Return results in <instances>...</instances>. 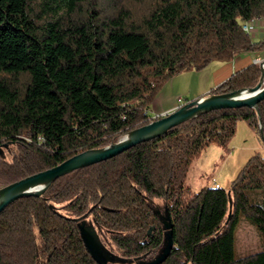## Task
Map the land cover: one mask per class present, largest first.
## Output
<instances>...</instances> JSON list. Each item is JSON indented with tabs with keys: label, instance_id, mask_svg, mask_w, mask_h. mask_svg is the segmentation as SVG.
I'll list each match as a JSON object with an SVG mask.
<instances>
[{
	"label": "trees",
	"instance_id": "obj_1",
	"mask_svg": "<svg viewBox=\"0 0 264 264\" xmlns=\"http://www.w3.org/2000/svg\"><path fill=\"white\" fill-rule=\"evenodd\" d=\"M259 20L264 0H0V188L151 122V102L178 72L264 56V35L242 28ZM254 59L211 93L256 85ZM258 107L203 112L10 203L0 212V264H100L80 232L90 218L124 258L159 248L154 199L173 224L161 264H264V248L237 253L245 222L264 241V154L227 187L188 183L194 160L213 142L227 145L239 120L261 137L262 127L264 141V99Z\"/></svg>",
	"mask_w": 264,
	"mask_h": 264
},
{
	"label": "rangeland",
	"instance_id": "obj_2",
	"mask_svg": "<svg viewBox=\"0 0 264 264\" xmlns=\"http://www.w3.org/2000/svg\"><path fill=\"white\" fill-rule=\"evenodd\" d=\"M256 30L262 36L264 35V20L257 25ZM259 56L264 58V56ZM236 61V57L229 60L213 59L204 68L192 67L172 75L165 81L151 102L152 114L156 116L152 120H155L157 116L160 117L164 111L174 108L173 106L211 93L212 89L228 78V74L235 71ZM256 151L264 154V141L261 135L247 121L239 120L236 133L227 145L213 142L194 160L190 168L188 183L194 191L200 190L203 186L212 185L215 181L227 187ZM152 206L161 216L166 215L163 200L154 199ZM83 223L87 226L93 225L106 248L119 254L117 245L110 234L93 218ZM262 248H264V241L257 235L254 227L246 222L243 223L237 231V253H254Z\"/></svg>",
	"mask_w": 264,
	"mask_h": 264
},
{
	"label": "water",
	"instance_id": "obj_3",
	"mask_svg": "<svg viewBox=\"0 0 264 264\" xmlns=\"http://www.w3.org/2000/svg\"><path fill=\"white\" fill-rule=\"evenodd\" d=\"M260 67L262 71L261 78L254 86L241 88L231 92L210 93L209 95L194 99L178 107L174 111L162 115L158 119L152 120L147 124L128 131L126 135L117 142H113L104 147L92 148L77 153L52 168L40 171L1 187L0 212L10 203L21 197L41 195L47 187L59 177L120 154L130 147L140 142L155 138L165 133L168 129L196 117L203 112L219 108H235L241 106L254 107L259 112L258 103L264 99V66L261 65ZM261 134L263 138L262 127ZM0 153H4L3 147L1 146ZM167 220L168 221L163 224V228L165 229L163 243L158 254L153 259L140 261L138 260L140 259V256H137L135 258H121L119 260H121V262H126L128 260L129 263L135 260V264H161L165 261L174 248L173 224L168 212ZM153 228H155V226H152L149 229V232H151ZM80 232L89 252L100 264H104L100 261L97 254L105 256V251H107L108 248H106L100 240L94 226H87L83 223L80 225ZM110 260L113 259L110 258ZM106 264L120 263L109 262Z\"/></svg>",
	"mask_w": 264,
	"mask_h": 264
},
{
	"label": "flooded vegetation",
	"instance_id": "obj_4",
	"mask_svg": "<svg viewBox=\"0 0 264 264\" xmlns=\"http://www.w3.org/2000/svg\"><path fill=\"white\" fill-rule=\"evenodd\" d=\"M156 212L158 213V215H159V217H160V219L162 221V224H164V223H166L168 221L167 220V211H166V215L165 216H161L159 214L158 210H156ZM164 233H165V229H164ZM160 248H161V246L159 248L151 249V250L139 255L140 259H138V260H140V261H148V260L153 259L158 254ZM106 254H107V258H106ZM97 256L99 257L100 261L102 263H104V264L109 263V262L120 263V264H135V260L133 262H130V263L128 262V260L126 262H121V260H119V259L124 258V257H122L121 255H119L117 253H114V252L110 251V249L105 251V256H100L99 254H97ZM110 258H112L113 260H110ZM126 259H130V258H126Z\"/></svg>",
	"mask_w": 264,
	"mask_h": 264
},
{
	"label": "crops",
	"instance_id": "obj_5",
	"mask_svg": "<svg viewBox=\"0 0 264 264\" xmlns=\"http://www.w3.org/2000/svg\"><path fill=\"white\" fill-rule=\"evenodd\" d=\"M262 21V20H261ZM261 21L259 20V21H255L256 22V26H255V30L253 31L254 32V37H262V35H261V33L258 31V30H256L257 29V25L259 24V23H261ZM263 23V22H262ZM259 55H255V54H253V53H251V54H249V53H245V54H241V55H238V56H236V68H235V70L237 69V68H239V67H243V66H246L249 62H250V60L251 59H254V58H256V57H258ZM234 73V72H233ZM229 75V74H228ZM227 75V77H229V76H231V74L228 76ZM210 94V93H209ZM209 94H207V95H209ZM206 96V95H205ZM187 103V102H186ZM185 104V103H184ZM184 104H179L178 106H173L174 108H170V109H168V110H166V111H164V113L163 114H161V116L162 115H164V114H166V113H169V112H171V111H174L175 109H177L178 107H180V106H182V105H184ZM150 110H151V112H152V108H151V106H150ZM218 182V181H217ZM219 184H221L220 182H218ZM222 185V184H221Z\"/></svg>",
	"mask_w": 264,
	"mask_h": 264
},
{
	"label": "built area",
	"instance_id": "obj_6",
	"mask_svg": "<svg viewBox=\"0 0 264 264\" xmlns=\"http://www.w3.org/2000/svg\"><path fill=\"white\" fill-rule=\"evenodd\" d=\"M255 26H256V22L252 21V22H244L242 25L243 30H245L246 32H250L254 35V30H255ZM255 63H258L260 66L263 65L264 66V58L262 57H257L254 59ZM156 117V116H154ZM214 184L216 186H219V183L217 181L214 182Z\"/></svg>",
	"mask_w": 264,
	"mask_h": 264
},
{
	"label": "bare ground",
	"instance_id": "obj_7",
	"mask_svg": "<svg viewBox=\"0 0 264 264\" xmlns=\"http://www.w3.org/2000/svg\"><path fill=\"white\" fill-rule=\"evenodd\" d=\"M157 119V118H156Z\"/></svg>",
	"mask_w": 264,
	"mask_h": 264
}]
</instances>
